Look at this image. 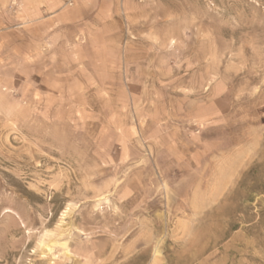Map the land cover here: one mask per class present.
Wrapping results in <instances>:
<instances>
[{
  "label": "rangeland",
  "instance_id": "374dc122",
  "mask_svg": "<svg viewBox=\"0 0 264 264\" xmlns=\"http://www.w3.org/2000/svg\"><path fill=\"white\" fill-rule=\"evenodd\" d=\"M0 264H264V0H0Z\"/></svg>",
  "mask_w": 264,
  "mask_h": 264
}]
</instances>
